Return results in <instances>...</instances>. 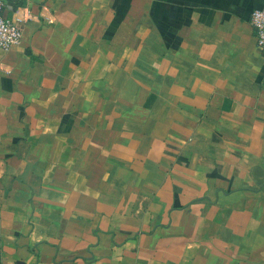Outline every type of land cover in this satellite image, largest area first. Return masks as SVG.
Listing matches in <instances>:
<instances>
[{"label": "crops", "instance_id": "crops-1", "mask_svg": "<svg viewBox=\"0 0 264 264\" xmlns=\"http://www.w3.org/2000/svg\"><path fill=\"white\" fill-rule=\"evenodd\" d=\"M17 2L0 264H264V0Z\"/></svg>", "mask_w": 264, "mask_h": 264}, {"label": "built area", "instance_id": "built-area-1", "mask_svg": "<svg viewBox=\"0 0 264 264\" xmlns=\"http://www.w3.org/2000/svg\"><path fill=\"white\" fill-rule=\"evenodd\" d=\"M4 1L0 0V49L7 50L18 45L21 38V24L30 14L26 7L17 2L9 17L4 15ZM19 1V0H18ZM248 23L257 48L264 50V7L253 8L248 17ZM10 38V39H9Z\"/></svg>", "mask_w": 264, "mask_h": 264}, {"label": "clouds", "instance_id": "clouds-1", "mask_svg": "<svg viewBox=\"0 0 264 264\" xmlns=\"http://www.w3.org/2000/svg\"><path fill=\"white\" fill-rule=\"evenodd\" d=\"M10 39V38H9Z\"/></svg>", "mask_w": 264, "mask_h": 264}]
</instances>
